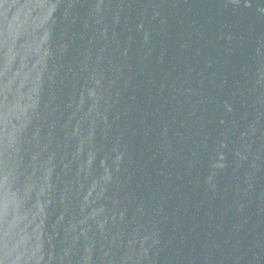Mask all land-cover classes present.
<instances>
[{
    "label": "water",
    "instance_id": "obj_1",
    "mask_svg": "<svg viewBox=\"0 0 264 264\" xmlns=\"http://www.w3.org/2000/svg\"><path fill=\"white\" fill-rule=\"evenodd\" d=\"M0 264H264V0H0Z\"/></svg>",
    "mask_w": 264,
    "mask_h": 264
}]
</instances>
